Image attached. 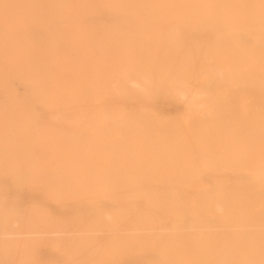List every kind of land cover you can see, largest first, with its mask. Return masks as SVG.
<instances>
[{
	"label": "bare ground",
	"instance_id": "bare-ground-1",
	"mask_svg": "<svg viewBox=\"0 0 264 264\" xmlns=\"http://www.w3.org/2000/svg\"><path fill=\"white\" fill-rule=\"evenodd\" d=\"M104 1L46 31L0 0L33 17L0 25V264H264V0L155 29Z\"/></svg>",
	"mask_w": 264,
	"mask_h": 264
},
{
	"label": "rangeland",
	"instance_id": "rangeland-1",
	"mask_svg": "<svg viewBox=\"0 0 264 264\" xmlns=\"http://www.w3.org/2000/svg\"><path fill=\"white\" fill-rule=\"evenodd\" d=\"M16 6L21 7L28 12L32 10L40 11L43 14L41 21V27L46 31L59 30V31H71L72 28L83 29L86 27L84 16L91 13H103L105 16L106 9L104 0H26V4H21L20 0H13ZM45 2V3H44ZM48 2V3H47ZM237 8L233 9V13H241L245 18H249L253 11L258 12L262 10L258 0H236ZM35 3H38V7ZM206 3L210 11H214L213 8L219 3V0H203ZM198 4V0H133L129 5H119L113 11L124 14L127 13L126 21L122 24L124 28L132 29H155L161 27H174V21L185 18L188 11L194 9ZM71 5V6H70ZM52 6V7H51ZM91 8H88V7ZM191 9V10H189ZM213 17L217 21H223V17L219 15L218 10ZM110 12V10H108ZM103 16L102 21L105 20ZM47 20H44V19ZM33 17H26L22 24L14 17H8V19L0 16V25L6 24L11 30H15L19 25L27 27L29 21ZM49 19H57L62 23L52 24ZM64 21H69L70 24H63ZM114 26V24H113ZM234 26V25H233ZM67 35L71 33L66 32ZM10 41L14 44L24 45L31 44V40L27 39V36L11 34ZM38 48L36 51L27 48L28 53L33 57H38L42 54V51L47 52L50 50L48 40H37ZM13 53V51L11 50ZM34 64L36 62L32 61ZM0 66H4V60H0ZM37 100L34 97H28L27 102L31 106L34 102H40L45 104L47 101L40 98ZM34 101V102H33ZM6 105V104H5Z\"/></svg>",
	"mask_w": 264,
	"mask_h": 264
}]
</instances>
